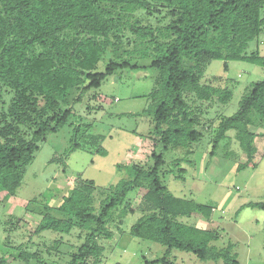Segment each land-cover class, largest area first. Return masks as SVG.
I'll return each instance as SVG.
<instances>
[{
  "label": "trees",
  "instance_id": "16d2710c",
  "mask_svg": "<svg viewBox=\"0 0 264 264\" xmlns=\"http://www.w3.org/2000/svg\"><path fill=\"white\" fill-rule=\"evenodd\" d=\"M262 4L263 0H0V101L3 87L12 92L7 108L0 111V190L14 195L40 142L47 133L59 131L68 122L71 108H63L62 104L81 102L87 92L98 88L118 68L137 67L126 60L109 59L104 72L94 71L109 49L114 58L121 55L125 24L132 34L146 39L156 53L149 64L158 72L156 85L148 94L152 104L143 110L152 119L156 140L164 148H189L202 132L197 129L199 118L191 114L187 96L193 93L209 101L216 94L222 104L232 96L226 87L200 83L206 63L221 60L223 71L228 61L264 67V55L245 53L248 42L264 26ZM160 7L169 17L161 29L141 25L138 20L128 24L123 19L137 9L152 14ZM252 125H264V79L251 83L234 113L220 117L210 155H214L227 131L233 129L247 158L241 165L256 167L254 138L261 133L251 131ZM80 130L79 124L73 127L70 150L79 146L76 138ZM99 138L100 135L92 136L90 142ZM96 151L105 153L101 147ZM189 152L188 149L186 154ZM152 157L154 164L148 170L132 165L131 178L98 189L101 199L97 206L94 182L77 180L58 203H44L35 232L68 234L79 227L85 231L84 241L65 264L97 261L103 251L98 238L112 237L106 223L113 212L119 209L125 213L128 193L145 187L136 207L140 216L129 233L166 248L163 256L145 259L146 264H175L170 257L175 248L191 252L200 260L238 264L230 254V245L217 247L211 243L218 239L215 230L180 220L195 212L208 220L213 208L170 192L161 177L162 155L152 153ZM182 172L178 168L175 177L183 178ZM245 205L264 209V201ZM51 211L65 216H53ZM11 223L5 221L6 232ZM17 248V259L23 263L39 257L37 251ZM5 262L0 258V264Z\"/></svg>",
  "mask_w": 264,
  "mask_h": 264
},
{
  "label": "rangeland",
  "instance_id": "374dc122",
  "mask_svg": "<svg viewBox=\"0 0 264 264\" xmlns=\"http://www.w3.org/2000/svg\"><path fill=\"white\" fill-rule=\"evenodd\" d=\"M260 16H264V0ZM123 19L128 24L138 20L141 25L161 29L169 17L160 7L159 12L152 14L137 9L132 14H125ZM123 28L121 55L114 58L109 49L94 71L104 72L109 59L126 60L137 67L118 68L98 88L87 92L81 102L62 104L63 108H71L68 122L59 131L47 133L45 140L40 142L24 168L15 194L8 195L0 190V258H4L6 264H26L17 259V247L21 246L39 253L37 260L27 264L67 263L71 253L84 241L85 231L75 227L68 234L35 232L44 203L56 204L77 180H91L97 188L94 193V205L97 206L101 199L99 190L122 178H131L132 165L148 170L154 164L152 153H155L161 154L164 160L161 177L170 192L213 208L208 220L196 212L180 220L215 230L218 239L211 243L217 247L230 245V254L238 264H264V209L243 205L248 201H264V125L249 127L251 131L261 133L254 141L256 167L241 165L247 158L233 129L227 131L214 155H210L220 117L237 110L251 83L264 79V67L245 61H228V68L223 71L221 60L206 63L200 83L219 89L226 87L232 91V96L222 104L216 94L209 101H202L193 93L188 95L191 114L199 118L197 129L201 130L202 136L189 148H164L156 140L151 117L143 113L152 104L148 94L156 85L158 72L149 64L156 53L146 39L132 34L126 24ZM252 52L264 55V26L245 48L246 54ZM6 90L3 87L0 111L7 108L12 96V92ZM77 124L81 125L76 138L79 146L70 150L73 127ZM97 135L101 138L90 142L91 137ZM100 147L105 153L96 151ZM188 149L191 152L186 154ZM178 168L183 169V178L175 177ZM144 192L145 187L130 191L125 213L119 209L113 212L106 223L112 237L98 238L103 251L97 261L90 260L89 264H146L145 259L163 256L165 246L129 233L130 226L140 216L136 207ZM51 214L65 216L58 211H51ZM6 220L12 222L8 224L9 232L5 230ZM170 257L175 264H229L224 260H200L193 253L176 248L171 250Z\"/></svg>",
  "mask_w": 264,
  "mask_h": 264
},
{
  "label": "crops",
  "instance_id": "0c3cea01",
  "mask_svg": "<svg viewBox=\"0 0 264 264\" xmlns=\"http://www.w3.org/2000/svg\"><path fill=\"white\" fill-rule=\"evenodd\" d=\"M259 136H260V135H259ZM257 137H258V136H255L254 141H255V139H256ZM261 137H262V136H261ZM248 202H250V201H248ZM246 203H247V202L243 203V205H245ZM243 205H241L240 208H241ZM240 208H239V209H240ZM239 209H238V210H239ZM238 210H237V211H238ZM237 211H236V213H237Z\"/></svg>",
  "mask_w": 264,
  "mask_h": 264
}]
</instances>
